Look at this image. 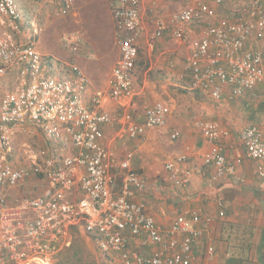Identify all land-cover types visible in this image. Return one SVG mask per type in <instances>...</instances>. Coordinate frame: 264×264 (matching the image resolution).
<instances>
[{"label": "built area", "instance_id": "1", "mask_svg": "<svg viewBox=\"0 0 264 264\" xmlns=\"http://www.w3.org/2000/svg\"><path fill=\"white\" fill-rule=\"evenodd\" d=\"M109 1L117 23L120 59L109 93L99 91L91 97L93 109L84 103L88 81L78 66H71V77L59 78L52 67L43 64L31 39L22 44L6 35L0 37V78L14 71L18 75L16 89L0 98V264H54L72 246L74 229L79 228L94 237L104 253L118 255V264H198L194 250L210 223L202 229L196 226L201 223L198 213H184L170 227L158 226L147 206L135 202L136 192L150 186L133 169L134 154L118 160L103 145V126L113 122L103 110L105 100L116 102L134 95L142 29L141 0ZM228 1L236 3L239 17L226 26L209 22L216 12L207 0H188L170 18L177 39L185 37L186 26L208 22L193 42L186 70L192 75L193 89L218 103L247 94L257 99L258 88H264V0H215L218 5ZM74 2L61 0L63 15L72 10ZM0 16L21 32L24 16L16 0H0ZM156 26V37H161L166 24L157 21ZM170 114L163 103L146 107L145 124L129 126L126 133L139 138L149 129L164 127ZM197 128L212 145L203 161L214 167L215 178L241 181L237 164L228 161L218 146L229 131L209 121H199ZM32 129L50 142L69 144L72 154L53 156L43 150V162L12 165L8 160L14 139ZM179 136L176 133L172 139ZM241 140L259 163V187L264 190V131L246 127ZM186 159L166 164L168 180L177 189H186L192 181V171L181 168ZM118 174L123 177L120 192L114 190ZM35 179L46 184L41 194L10 201L12 192ZM133 241L156 251L148 256L133 254L129 248Z\"/></svg>", "mask_w": 264, "mask_h": 264}, {"label": "crops", "instance_id": "2", "mask_svg": "<svg viewBox=\"0 0 264 264\" xmlns=\"http://www.w3.org/2000/svg\"><path fill=\"white\" fill-rule=\"evenodd\" d=\"M16 1L24 16L18 42L26 44L33 37L43 64L52 67L59 78L71 77V66H78L88 81L84 103L93 109L91 97L99 91L109 93L112 73L120 59L117 23L110 1L75 0L67 15L61 12V0ZM187 1L141 0L142 29L134 95L116 102L105 100L103 110L111 115L113 122L103 126V145L118 160L130 152L134 154L132 167L150 186L145 192H136L134 199L147 206L158 226L166 229L184 213H198L201 223L196 226L202 229L206 222L210 223L209 228L202 231L203 236L194 250L196 263L264 264V190L259 187V163L250 157L241 140V132L246 127L258 126L264 131V88H258L257 99L247 94L220 103L193 89L192 75L186 70L187 58L192 53L193 42L202 35L208 22L186 26L185 37L177 39L170 18L181 11ZM207 1L216 12L215 17L208 19L210 23L226 26L238 20L236 3L228 1L218 5L215 0ZM157 21L166 24L161 37H156ZM33 33L35 36L31 37ZM7 77L10 79L0 78V92L14 83V74ZM157 103L171 110L166 125L149 129L139 138H130L127 127L145 124V108ZM199 121L213 122L229 131L218 146L228 161L237 164L241 181L216 179L214 167L205 165L204 155L212 145L197 128ZM176 133L180 136L173 140L172 135ZM54 143L49 141L48 144ZM62 145L53 156L72 154L69 144ZM43 149L49 148L44 145ZM181 157L187 158L181 168L193 173L186 189L175 188L166 171L167 163ZM122 179L121 174L116 176V192H120ZM37 180L23 184L9 199L41 194L43 189L35 185ZM78 232L86 233L93 240L82 228ZM93 243L105 264H118V255L106 254L96 241ZM129 248L133 254L146 256L156 251L155 247H145L137 241Z\"/></svg>", "mask_w": 264, "mask_h": 264}, {"label": "rangeland", "instance_id": "3", "mask_svg": "<svg viewBox=\"0 0 264 264\" xmlns=\"http://www.w3.org/2000/svg\"><path fill=\"white\" fill-rule=\"evenodd\" d=\"M40 18L41 16H39L38 19ZM26 30H27V33H29V30L27 28ZM198 30L200 33L201 27L198 28ZM4 35H9L12 38V40H14V42L19 43L18 42L19 33L14 31L10 27L7 18L0 16V37ZM32 36H35V34L33 33L31 37ZM30 39L33 42L34 38L32 37ZM12 74L15 75L14 83L9 84L4 91L0 92V95L6 92L14 91L16 89L17 83H18L17 71H14ZM10 77H6L4 80L10 79ZM48 143L49 141L37 130L32 129L31 131H28L26 133L24 132L20 133L14 139L12 143V146H11L12 153L10 154L8 161L14 166L27 165L29 163L34 162L35 160H37V162H43L41 159V152L44 150L43 149L44 145L45 147L49 148L47 150H49L51 153L57 152L58 149H60L63 146V145L61 146L60 144H55V143L50 145ZM35 185H37L38 188H41V191L45 187V184L38 180ZM73 243H74L73 249L67 252L65 256L57 257L55 260V264H57L58 262H61L63 264H105L104 259L99 255L98 248L93 243V240H91L86 233L83 235L78 233L76 237L74 238ZM75 255L77 257H75ZM76 258H79L81 262H78Z\"/></svg>", "mask_w": 264, "mask_h": 264}, {"label": "trees", "instance_id": "4", "mask_svg": "<svg viewBox=\"0 0 264 264\" xmlns=\"http://www.w3.org/2000/svg\"><path fill=\"white\" fill-rule=\"evenodd\" d=\"M20 198H22V196H21ZM10 201H11L12 203H14V202H16V199L14 198V199H12V200H10ZM77 231H78V229H74V236H75V237H76V235L79 233V232H77ZM75 234H76V235H75ZM75 237H74V238H75ZM92 239H93L94 241H96L94 237H92ZM73 245H74V243H73ZM73 245H72V247H71L70 249L68 248V250L63 251L58 257H63V256H65V254H66L67 252H69L70 250L73 249ZM76 254H77V252H76ZM75 257H77V256L75 255ZM76 259H77L78 262H81L79 258H76ZM57 264H63V263L58 262Z\"/></svg>", "mask_w": 264, "mask_h": 264}]
</instances>
